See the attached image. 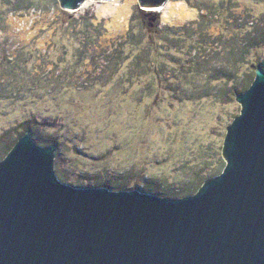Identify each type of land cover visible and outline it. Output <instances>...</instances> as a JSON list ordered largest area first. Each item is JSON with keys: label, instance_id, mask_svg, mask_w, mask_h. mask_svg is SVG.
<instances>
[{"label": "rangeland", "instance_id": "374dc122", "mask_svg": "<svg viewBox=\"0 0 264 264\" xmlns=\"http://www.w3.org/2000/svg\"><path fill=\"white\" fill-rule=\"evenodd\" d=\"M33 1L35 9L0 22V90L12 81L8 66L19 63L27 78L21 98L3 92L0 136L13 130L15 137L1 143L16 145L34 127L59 145V174L69 182L94 186L97 179L128 185L127 191L180 192L201 168L195 165L200 148L214 149L212 162L222 153L227 130L242 112L237 97L246 74L264 65L261 45L235 68L244 61L237 42L264 28V0H235L222 17L211 11L222 0H169L162 10L185 6L195 17L169 23L164 11L145 10L144 26L142 13L132 23L143 11L140 0H85L70 11L59 0ZM126 4V24L115 23L114 14L100 15L101 7ZM252 21L256 26L245 28ZM133 26L137 42L125 49L120 45ZM139 52L152 64L132 75L125 57ZM38 77L49 81L48 90L34 91ZM29 116L33 122L25 126Z\"/></svg>", "mask_w": 264, "mask_h": 264}, {"label": "water", "instance_id": "95a60500", "mask_svg": "<svg viewBox=\"0 0 264 264\" xmlns=\"http://www.w3.org/2000/svg\"><path fill=\"white\" fill-rule=\"evenodd\" d=\"M237 100L226 168L180 199L61 182L59 145L27 133L0 162V264H264V70Z\"/></svg>", "mask_w": 264, "mask_h": 264}, {"label": "trees", "instance_id": "16d2710c", "mask_svg": "<svg viewBox=\"0 0 264 264\" xmlns=\"http://www.w3.org/2000/svg\"><path fill=\"white\" fill-rule=\"evenodd\" d=\"M227 1L230 3L228 5V7H226ZM233 2H235V0H222V2H220V5L218 6V4H217L216 8L212 7L213 9L214 8L215 9L214 10L212 9L211 11L212 12L214 11V13H216V15H219V17H222V13L224 14L225 12L228 11V8L229 9L232 8ZM57 3H58L57 0H53V5H56ZM2 7L7 9L5 12H3L2 15H0V22L4 23L5 16H7L8 14L18 13L21 11H30L32 9H35L36 4L33 0H0V8H2ZM139 13H142L144 15L143 18H140V19H143L142 21L139 19L141 21V25L144 26V24H145L144 22L146 19L145 17H146V15H148V13H146L145 10L140 11L137 14L135 13L133 16V19H132L133 20L132 23L138 19ZM253 22L254 21L250 22L253 25H248L249 23L247 22V24H245V28H249V29L254 28L256 25ZM258 23H259V21H258ZM85 25H87V24H85ZM254 29L252 31L246 33L247 37L244 39V40H247L246 43H244V42L238 43L237 42V44H236L237 48L241 49V53H242V57H243L244 61H239L235 65V68H237L238 66L240 67L241 63L245 64V61H247V58L249 57V55L251 54V51L255 47L264 45V28H260V29L256 28L255 30ZM253 31L256 33V35L254 36V38H252L253 40H251L248 37L252 36ZM157 32H158V30H157ZM84 33L87 37L88 32L84 31L81 34L83 35ZM101 35H102V31L100 30L98 37H100ZM135 35L136 34H135L134 26H133V28H131V31L128 34V40L129 41L121 44L120 46H122L123 48L126 49V47L131 46L133 44L134 38L136 40L135 42H137L138 36H135ZM235 35H236V38L239 37L238 34H235ZM257 41H259V42L257 43ZM140 44H141V41H140ZM239 45H241V47H242V45H244V46L241 48ZM132 51L135 52L134 50H132ZM123 53L125 54V51ZM119 54L121 55V52H119ZM146 55H147L146 52H139L138 54L133 53V55H127L126 57L124 56L126 58V61L131 60L133 70L130 69V72L132 75L140 74V70L143 68V66L149 67L152 64V61L150 59H148V60L146 59L147 58ZM19 66H20L19 63H15L11 66H8L7 69H9L10 72L9 73L7 72V74L9 77H12V81L9 84H7L5 86V88L0 90V92H2V94H0V100L4 99L3 92H7L8 90H12L13 95H15V97H17L18 99H19V97L21 98V95L23 92L27 91V86H26L27 82H25L27 80V78H25V76L21 73ZM248 68L250 69V65ZM257 69L264 70V65H260L258 68H256L253 74H246L245 73L247 75L246 77L248 79L245 80L243 90L240 92V94L246 92L251 87V85L253 84V82L256 78ZM35 81H36V84H35V86H33V89L35 92L40 93L43 90H48V86L50 85V84H48L49 81L47 82V84H44L43 80L40 79V77L36 78ZM14 88H17V89H14ZM21 88H23L22 91L18 90ZM0 89H1V87H0ZM18 95H20V96H18ZM31 119H32V116L27 117L23 122L24 125L25 126L28 124L30 125L33 122V120H31ZM33 128L34 127H28L27 129H25L24 132H22L20 134L19 137L22 138L27 133L30 132L32 138L35 139L38 142V144H40L41 146H43V147L56 146L55 142H53L51 139H49V138H46V139L43 138L42 139L40 136H38L34 132ZM17 129H20V128L19 127L15 128L14 131H16ZM9 133H10V135L4 133L3 136H0V162L4 159L5 156H7L11 152L13 146H15V142L17 141V140H14V142L12 143L11 142L12 140H11L10 141L11 143H9V142L8 143H1L2 139L8 138V137L11 139L15 134V133H13V130L10 131ZM18 133L19 132L17 130V134ZM223 149L224 148H222V153H221V149H220V151H217V154L215 157L216 159L214 160V162H212L211 161L212 157H210V155L212 154V152H214V149L209 148L207 150H204V148H200L199 149L200 161L197 162L195 165L197 166V164L198 165L200 164L201 168L194 171L192 180L190 181V183H188L186 186H184L180 190V192H177L176 190L168 189V190H166L167 192L154 191V192H150V193H153V194H156L159 196H164L165 198H171V199H180V198H184L187 196H192L194 194H197V192L199 191V188L204 183H206L207 181H209V180L219 176L220 174H222V172L226 168L227 162L223 156ZM134 170H135V168L129 169L128 174L133 173ZM58 177H59L61 182L62 181L66 182V183L69 182V180L66 177H64L60 174H58ZM95 180H96V182L94 183L95 187L106 188L107 186H109V187L112 186L113 190H115V191H127L128 190L127 189L128 185H123V184L113 185L111 183L109 184L107 181H102V180H97V179H95ZM76 184H77L78 188H84L85 186H87L86 183L83 181H77ZM146 192H148V191L146 190Z\"/></svg>", "mask_w": 264, "mask_h": 264}, {"label": "bare ground", "instance_id": "6f19581e", "mask_svg": "<svg viewBox=\"0 0 264 264\" xmlns=\"http://www.w3.org/2000/svg\"><path fill=\"white\" fill-rule=\"evenodd\" d=\"M130 4H126L122 7H115L114 5H107L104 7H101L100 9V15H108V14H114L115 17V23L119 24H126L128 16L130 14ZM163 8L154 9L150 11L158 12V11H164L163 19L166 22L169 23H175L179 20H185L186 18H193L195 17V12L189 11L184 6H169L167 9L162 10Z\"/></svg>", "mask_w": 264, "mask_h": 264}]
</instances>
